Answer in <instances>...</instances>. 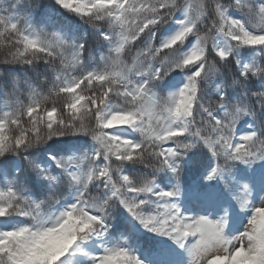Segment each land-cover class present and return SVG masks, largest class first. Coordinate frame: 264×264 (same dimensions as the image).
Masks as SVG:
<instances>
[{
	"label": "snow or ice",
	"instance_id": "snow-or-ice-1",
	"mask_svg": "<svg viewBox=\"0 0 264 264\" xmlns=\"http://www.w3.org/2000/svg\"><path fill=\"white\" fill-rule=\"evenodd\" d=\"M0 264H264V0H0Z\"/></svg>",
	"mask_w": 264,
	"mask_h": 264
},
{
	"label": "trees",
	"instance_id": "trees-1",
	"mask_svg": "<svg viewBox=\"0 0 264 264\" xmlns=\"http://www.w3.org/2000/svg\"><path fill=\"white\" fill-rule=\"evenodd\" d=\"M42 2H43L44 4H47V3L49 2V0H42Z\"/></svg>",
	"mask_w": 264,
	"mask_h": 264
}]
</instances>
